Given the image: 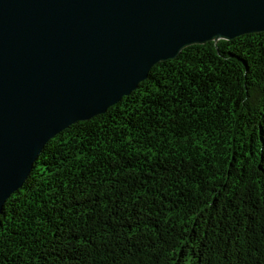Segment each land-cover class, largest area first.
I'll return each instance as SVG.
<instances>
[{
  "label": "trees",
  "instance_id": "obj_1",
  "mask_svg": "<svg viewBox=\"0 0 264 264\" xmlns=\"http://www.w3.org/2000/svg\"><path fill=\"white\" fill-rule=\"evenodd\" d=\"M0 264H264V31L184 47L49 139Z\"/></svg>",
  "mask_w": 264,
  "mask_h": 264
},
{
  "label": "water",
  "instance_id": "obj_2",
  "mask_svg": "<svg viewBox=\"0 0 264 264\" xmlns=\"http://www.w3.org/2000/svg\"><path fill=\"white\" fill-rule=\"evenodd\" d=\"M264 31V0H0V212L46 142L186 46Z\"/></svg>",
  "mask_w": 264,
  "mask_h": 264
}]
</instances>
